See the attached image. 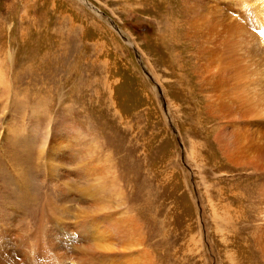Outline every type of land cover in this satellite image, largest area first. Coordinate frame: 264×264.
I'll return each instance as SVG.
<instances>
[{
    "label": "rangeland",
    "instance_id": "374dc122",
    "mask_svg": "<svg viewBox=\"0 0 264 264\" xmlns=\"http://www.w3.org/2000/svg\"><path fill=\"white\" fill-rule=\"evenodd\" d=\"M177 1L0 0V225L12 210L18 228L38 226L40 206L59 196L57 177L75 169L63 157L82 152L117 175L154 264L256 257L242 231L256 228L258 209L244 222L230 202L246 173L231 170L206 133L222 120L208 112L211 93L190 61L206 63L207 45ZM205 2L217 19L241 13L249 43L264 49V0Z\"/></svg>",
    "mask_w": 264,
    "mask_h": 264
},
{
    "label": "bare ground",
    "instance_id": "6f19581e",
    "mask_svg": "<svg viewBox=\"0 0 264 264\" xmlns=\"http://www.w3.org/2000/svg\"><path fill=\"white\" fill-rule=\"evenodd\" d=\"M177 5L182 7L180 12L197 32L201 44L207 45L206 63L190 61L198 71L200 87H207L211 93L208 112L222 120V124L210 127L206 133L213 134L230 169L246 173L232 182L230 202L233 209L237 206L236 214L244 222L252 219L249 214L256 215L249 213V209H258L256 228L249 226L242 232L250 231L254 237L253 243L248 244L250 237L245 238L246 248L256 255L247 260L261 264L262 259L264 263V49L261 51L253 42L249 43L255 37H246L248 23L241 13L223 20L208 12L205 0H178ZM161 29L157 38L166 49L167 30ZM261 29L264 30V24ZM182 63L186 65L185 61ZM208 134L202 138H209ZM56 141L57 138L46 140L43 148H54ZM197 150L193 149V160ZM92 159L82 152L63 157L75 169L72 174L57 177L59 196L46 198L40 206L38 226L26 231L18 228V214L7 211L12 221L0 225V264H154L140 222L124 211L125 195L117 175ZM72 176L77 183L74 191L69 180ZM55 179V175L50 181L45 179L49 188ZM257 196H262V200H255ZM75 201L76 207L72 205ZM54 205L65 211L63 216L57 214ZM74 208L78 210L75 213Z\"/></svg>",
    "mask_w": 264,
    "mask_h": 264
}]
</instances>
